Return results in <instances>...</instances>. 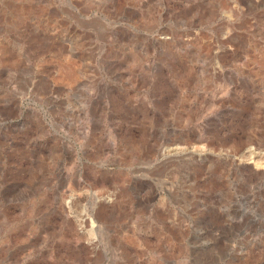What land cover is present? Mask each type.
I'll return each instance as SVG.
<instances>
[{"label":"rangeland","instance_id":"rangeland-1","mask_svg":"<svg viewBox=\"0 0 264 264\" xmlns=\"http://www.w3.org/2000/svg\"><path fill=\"white\" fill-rule=\"evenodd\" d=\"M77 263L264 264V0H0V264Z\"/></svg>","mask_w":264,"mask_h":264},{"label":"bare ground","instance_id":"bare-ground-1","mask_svg":"<svg viewBox=\"0 0 264 264\" xmlns=\"http://www.w3.org/2000/svg\"><path fill=\"white\" fill-rule=\"evenodd\" d=\"M227 11H229V10H227ZM223 12V11H222ZM225 12V11H224ZM190 27V26H189ZM191 28V27H190ZM3 31V30H2ZM187 31V30H186ZM109 33V32H108ZM227 34V33H226ZM220 35H221V33H220ZM227 36V35H226ZM225 37V36H224ZM220 38H223V37H220ZM178 39V38H177ZM155 40V39H154ZM181 40V39H180ZM150 41H151V39H150ZM208 43V42H207ZM3 44V43H2ZM198 137H200V136H198ZM197 141H199V140H197ZM162 142V141H161ZM163 144H164V142H163ZM162 144V145H163ZM169 144V145H168ZM193 145V144H192ZM159 146V145H158ZM157 145H154V144H152L151 146H150V152L148 151H146V154H148V155H146L145 156V160L147 161L146 163H145V165H147V164H156V163H158L157 165H158V167H161V166H163V168H164V166L166 167V166H168L169 164H171V163H174V162H178L179 161V163H183V160H187V158H189L188 160L190 161V160H192L194 157H196V158H200L201 156H203V153H197V152H193V151H188V150H186L185 148H181V147H179L178 145H177V142L175 143V142H173V143H166L165 145H163V146H160V147H158ZM146 148V147H145ZM189 148H193V146L192 147H189ZM66 149V148H65ZM197 149V148H196ZM143 150V149H142ZM66 151V153H69V149H66L65 150ZM147 156H149V157H147ZM204 157V156H203ZM253 157V156H252ZM201 160V159H200ZM200 160H198V161H200ZM256 160V159H255ZM201 162V161H200ZM250 164H252V167L254 166V167H257L259 164H257L258 163V161H257V163L255 162V161H253L251 158H249V161H248ZM186 163V162H185ZM246 163V162H245ZM263 163V162H262ZM144 164V163H143ZM176 164V163H175ZM192 165V164H191ZM145 167V166H144ZM147 167H149V166H147ZM151 167V166H150ZM183 167V166H182ZM179 168V167H178ZM261 168H262V166H261ZM155 169V168H154ZM159 169H161V168H159ZM180 169V168H179ZM186 169V168H185ZM189 169V168H188ZM140 170V169H139ZM155 171V170H154ZM67 172H69V171H67ZM169 172V171H168ZM172 173V172H171ZM66 174V173H65ZM152 174V173H151ZM168 174V173H167ZM170 174V173H169ZM60 175H62V174H60ZM89 175V174H88ZM66 176V175H65ZM75 176V175H74ZM138 176V175H137ZM134 177H136V176H134ZM133 177V178H134ZM59 178V177H58ZM70 178V177H69ZM82 178H83V176H82ZM81 178V179H82ZM93 178V177H92ZM136 178H138V177H136ZM146 178V177H145ZM151 178V177H150ZM67 179V178H66ZM73 179V178H72ZM59 180V179H58ZM87 180V179H86ZM60 181V180H59ZM58 181V184H57V187H55V190L57 189V191H58V189H61V191L59 190V192H60V196H58L59 198H61L62 199V196H65V194H66V192H67V190L65 189V188H62L63 187V181L61 180V182H59ZM76 181V180H75ZM81 182V181H80ZM100 182V181H99ZM115 182V181H114ZM114 182H112V183H114ZM119 182H121V181H119ZM182 182V181H181ZM71 183V182H70ZM78 183V182H77ZM102 183V182H101ZM142 183V182H141ZM103 184V183H102ZM121 184V183H120ZM65 185H67V184H65ZM85 185V184H84ZM92 186V185H91ZM103 186V185H102ZM101 186V187H102ZM130 186V185H129ZM75 188V187H74ZM84 188V187H83ZM88 188H89V186H88ZM82 189V188H81ZM92 189V188H91ZM165 190L167 191V187L165 188ZM81 191V190H80ZM171 191V190H170ZM85 192V191H84ZM80 193V192H79ZM55 195V194H54ZM92 195H94V194H92ZM95 196V201H99L100 202V197H97L96 195H94ZM67 197V196H66ZM102 198V197H101ZM113 199H114V196H112V195H108V196H106L105 197V202H111L112 203V201H113ZM68 199H66V201L63 203V206H62V208H63V210H65V211H69V207L67 206V203H68V201H67ZM73 200V199H72ZM115 200V199H114ZM176 200V199H175ZM104 201V200H103ZM102 201V202H103ZM99 202H98V204H99ZM58 203H60V201H58ZM62 203L60 204V205H62ZM73 203V202H72ZM93 203H95V202H93ZM116 203V202H115ZM71 204V203H70ZM104 204V203H103ZM73 205V204H72ZM95 206V205H94ZM58 209V208H57ZM59 209H60V207H59ZM85 209V208H84ZM71 210V209H70ZM74 210V209H73ZM80 210V209H79ZM103 210V209H102ZM101 211V210H100ZM99 211V212H100ZM113 212V210H111V212H110V214H109V216L111 215V213ZM64 213V212H63ZM67 213V212H66ZM90 213V212H89ZM86 213H84V212H81V214H80V216H79V222H80V224L82 225V223H84V225L86 224V226H88V229H87V233H88V239H87V241H86V243H88V244H90L91 246H93V248H94V251H99V247H100V244H101V240H99V235L97 234L98 232H99V230H100V226L98 225V221H94L92 218L91 219H89L86 215H85ZM65 217V216H64ZM106 218V217H105ZM103 219V218H102ZM66 220V219H65ZM107 220V219H106ZM106 220L104 221V219H103V221L104 222H106ZM101 221V220H100ZM99 221V222H100ZM108 221V220H107ZM64 223V222H63ZM62 226V225H61ZM86 226H85V228H86ZM63 227H66V226H63ZM62 227V228H63ZM81 227V226H80ZM82 227H83V225H82ZM66 240V239H65ZM79 240H80V238H79ZM69 244V243H68ZM55 250V249H54ZM94 253V252H93ZM89 257V256H88ZM92 257V256H91ZM94 257H96V254H95V256ZM100 258V257H99ZM79 259V258H78ZM84 259V258H83ZM81 260V259H80ZM92 260V259H91ZM94 260V259H93ZM100 260V259H99ZM100 262H102V261H100ZM78 264V263H77ZM83 264V263H82Z\"/></svg>","mask_w":264,"mask_h":264}]
</instances>
